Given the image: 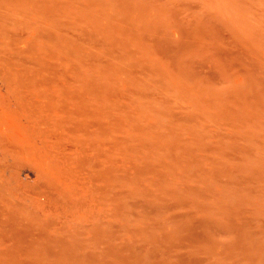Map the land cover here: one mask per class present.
Wrapping results in <instances>:
<instances>
[{
  "label": "rangeland",
  "instance_id": "obj_1",
  "mask_svg": "<svg viewBox=\"0 0 264 264\" xmlns=\"http://www.w3.org/2000/svg\"><path fill=\"white\" fill-rule=\"evenodd\" d=\"M0 264H264V0H0Z\"/></svg>",
  "mask_w": 264,
  "mask_h": 264
}]
</instances>
